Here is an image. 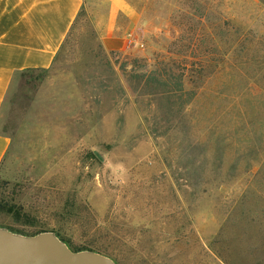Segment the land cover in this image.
<instances>
[{"label":"rangeland","instance_id":"374dc122","mask_svg":"<svg viewBox=\"0 0 264 264\" xmlns=\"http://www.w3.org/2000/svg\"><path fill=\"white\" fill-rule=\"evenodd\" d=\"M126 2L128 48L82 11L11 86L0 227L115 264H264V0Z\"/></svg>","mask_w":264,"mask_h":264},{"label":"crops","instance_id":"0c3cea01","mask_svg":"<svg viewBox=\"0 0 264 264\" xmlns=\"http://www.w3.org/2000/svg\"><path fill=\"white\" fill-rule=\"evenodd\" d=\"M82 11L90 14L105 52L122 50L123 25L135 13L126 0H0V111L25 72L51 68ZM10 147L0 133V167Z\"/></svg>","mask_w":264,"mask_h":264},{"label":"water","instance_id":"95a60500","mask_svg":"<svg viewBox=\"0 0 264 264\" xmlns=\"http://www.w3.org/2000/svg\"><path fill=\"white\" fill-rule=\"evenodd\" d=\"M0 264H115L91 250H72L52 231L23 235L0 227Z\"/></svg>","mask_w":264,"mask_h":264},{"label":"built area","instance_id":"2783aa9c","mask_svg":"<svg viewBox=\"0 0 264 264\" xmlns=\"http://www.w3.org/2000/svg\"><path fill=\"white\" fill-rule=\"evenodd\" d=\"M131 44V40L128 38L124 41V48H128V46Z\"/></svg>","mask_w":264,"mask_h":264},{"label":"trees","instance_id":"16d2710c","mask_svg":"<svg viewBox=\"0 0 264 264\" xmlns=\"http://www.w3.org/2000/svg\"><path fill=\"white\" fill-rule=\"evenodd\" d=\"M81 13V12H80ZM31 71H40V70H31ZM27 72H29V71H27ZM75 251V250H74Z\"/></svg>","mask_w":264,"mask_h":264}]
</instances>
